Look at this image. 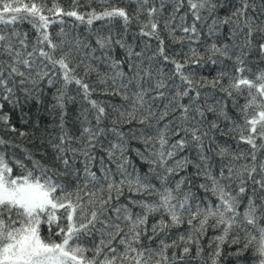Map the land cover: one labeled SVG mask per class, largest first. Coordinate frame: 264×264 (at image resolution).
Returning a JSON list of instances; mask_svg holds the SVG:
<instances>
[{"label":"snow or ice","instance_id":"obj_1","mask_svg":"<svg viewBox=\"0 0 264 264\" xmlns=\"http://www.w3.org/2000/svg\"><path fill=\"white\" fill-rule=\"evenodd\" d=\"M0 264H264V0H0Z\"/></svg>","mask_w":264,"mask_h":264},{"label":"trees","instance_id":"obj_2","mask_svg":"<svg viewBox=\"0 0 264 264\" xmlns=\"http://www.w3.org/2000/svg\"><path fill=\"white\" fill-rule=\"evenodd\" d=\"M59 2L66 8V9H68V8H70L71 6H72V2H73V0H59ZM78 2H83V0H78ZM94 6H97V5H94ZM98 7V6H97ZM24 27H28V25L27 24H25L24 25ZM136 27V25H133V28H135ZM179 34V33H178ZM153 46L155 47V41L153 42ZM167 46H169V47H179V45L178 44H176V45H172V44H167ZM167 70V69H166Z\"/></svg>","mask_w":264,"mask_h":264}]
</instances>
